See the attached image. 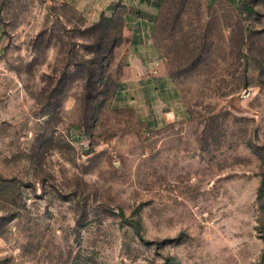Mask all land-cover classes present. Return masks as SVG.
Returning a JSON list of instances; mask_svg holds the SVG:
<instances>
[{
  "label": "rangeland",
  "instance_id": "374dc122",
  "mask_svg": "<svg viewBox=\"0 0 264 264\" xmlns=\"http://www.w3.org/2000/svg\"><path fill=\"white\" fill-rule=\"evenodd\" d=\"M263 179L264 0H0V264H264Z\"/></svg>",
  "mask_w": 264,
  "mask_h": 264
},
{
  "label": "trees",
  "instance_id": "16d2710c",
  "mask_svg": "<svg viewBox=\"0 0 264 264\" xmlns=\"http://www.w3.org/2000/svg\"><path fill=\"white\" fill-rule=\"evenodd\" d=\"M231 2H243L244 0H230ZM116 24L115 29L121 27V23L118 20L113 18L103 17L101 21L92 25L89 29L92 33H97V42L92 46L93 50L91 51L94 55L92 59L81 62L78 66L77 72L80 74V79L83 80V106L86 109L89 107L93 101H96L99 96L102 94L103 83L105 78V62L110 60L113 50L117 45V38L115 35L112 36L113 28L111 29V24ZM118 30V29H117ZM119 31V30H118ZM69 72L66 71L60 80L58 81L57 86L52 90L51 97H57L63 95V90L65 86V80L68 78ZM72 74L70 75V77ZM264 193V179L261 182L259 188V197Z\"/></svg>",
  "mask_w": 264,
  "mask_h": 264
},
{
  "label": "crops",
  "instance_id": "0c3cea01",
  "mask_svg": "<svg viewBox=\"0 0 264 264\" xmlns=\"http://www.w3.org/2000/svg\"><path fill=\"white\" fill-rule=\"evenodd\" d=\"M82 5H87V3H83V4H81V6H80V7H82Z\"/></svg>",
  "mask_w": 264,
  "mask_h": 264
}]
</instances>
